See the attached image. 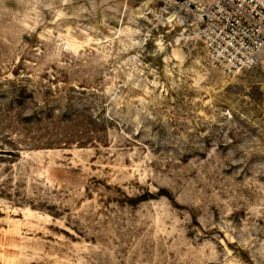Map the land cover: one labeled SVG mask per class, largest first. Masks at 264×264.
Segmentation results:
<instances>
[{"label":"rangeland","instance_id":"374dc122","mask_svg":"<svg viewBox=\"0 0 264 264\" xmlns=\"http://www.w3.org/2000/svg\"><path fill=\"white\" fill-rule=\"evenodd\" d=\"M204 8L0 0V264H264V57Z\"/></svg>","mask_w":264,"mask_h":264},{"label":"built area","instance_id":"2783aa9c","mask_svg":"<svg viewBox=\"0 0 264 264\" xmlns=\"http://www.w3.org/2000/svg\"><path fill=\"white\" fill-rule=\"evenodd\" d=\"M198 31L208 58L226 74L259 68L264 57V0H202Z\"/></svg>","mask_w":264,"mask_h":264}]
</instances>
